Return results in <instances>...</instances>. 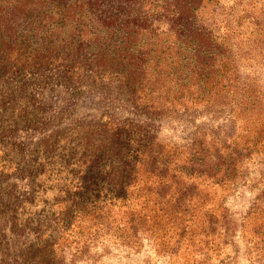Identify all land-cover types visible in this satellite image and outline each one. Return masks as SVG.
Returning a JSON list of instances; mask_svg holds the SVG:
<instances>
[{"label": "trees", "instance_id": "16d2710c", "mask_svg": "<svg viewBox=\"0 0 264 264\" xmlns=\"http://www.w3.org/2000/svg\"><path fill=\"white\" fill-rule=\"evenodd\" d=\"M50 69L187 131L172 141L105 114L48 140L64 231L74 217L170 264H264V0H0V79ZM43 237L28 253L55 264Z\"/></svg>", "mask_w": 264, "mask_h": 264}, {"label": "rangeland", "instance_id": "374dc122", "mask_svg": "<svg viewBox=\"0 0 264 264\" xmlns=\"http://www.w3.org/2000/svg\"><path fill=\"white\" fill-rule=\"evenodd\" d=\"M115 92L106 94L96 87H75L66 80L63 69H50L24 78L11 75L10 71L0 79V189L5 197L2 203L5 218L0 219V264H33L34 257L28 250L41 232L43 238L56 242L57 251L62 252L57 254L55 264H170L173 261L175 256L160 247L155 250L148 241L140 250L130 249L102 235L94 238V229L78 218L71 219L72 228L67 231L59 221L55 222V217L61 218L66 197L59 192L56 179L60 175L57 161H61L62 154L51 155L44 146L51 138L75 128L78 122L97 120L105 114L147 123L172 141L182 142L187 135L176 122L148 116ZM49 160H55L53 166L43 167ZM251 198L247 193L234 194L227 204L232 210H242ZM90 240L95 243L81 256L76 244ZM241 264L249 262L242 256Z\"/></svg>", "mask_w": 264, "mask_h": 264}]
</instances>
